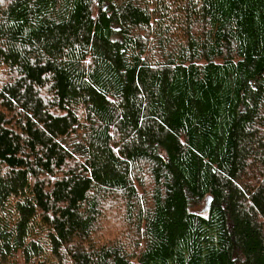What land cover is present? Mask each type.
Here are the masks:
<instances>
[{
  "label": "trees",
  "instance_id": "obj_1",
  "mask_svg": "<svg viewBox=\"0 0 264 264\" xmlns=\"http://www.w3.org/2000/svg\"><path fill=\"white\" fill-rule=\"evenodd\" d=\"M0 75V264H264V0H0Z\"/></svg>",
  "mask_w": 264,
  "mask_h": 264
},
{
  "label": "rangeland",
  "instance_id": "obj_2",
  "mask_svg": "<svg viewBox=\"0 0 264 264\" xmlns=\"http://www.w3.org/2000/svg\"><path fill=\"white\" fill-rule=\"evenodd\" d=\"M0 78L2 79V78H4V76L0 75ZM207 202H208V200H207L206 202L204 201L202 204H200V205L198 206V208H197V211H204V209H205L206 207L208 208ZM110 227H111V228H116L117 225H116V224H113V223H110ZM105 230H106L108 233L110 232V230H109V228H108L107 225H106V227H105Z\"/></svg>",
  "mask_w": 264,
  "mask_h": 264
},
{
  "label": "water",
  "instance_id": "obj_3",
  "mask_svg": "<svg viewBox=\"0 0 264 264\" xmlns=\"http://www.w3.org/2000/svg\"><path fill=\"white\" fill-rule=\"evenodd\" d=\"M209 202H210V201L208 200L207 205H209ZM206 210H207V207L204 209V211H206Z\"/></svg>",
  "mask_w": 264,
  "mask_h": 264
},
{
  "label": "bare ground",
  "instance_id": "obj_4",
  "mask_svg": "<svg viewBox=\"0 0 264 264\" xmlns=\"http://www.w3.org/2000/svg\"><path fill=\"white\" fill-rule=\"evenodd\" d=\"M147 204V203H146ZM120 226H121V224H120ZM126 227V226H125ZM122 229V228H121ZM129 229V228H128ZM124 230V229H123ZM127 232V231H126Z\"/></svg>",
  "mask_w": 264,
  "mask_h": 264
}]
</instances>
